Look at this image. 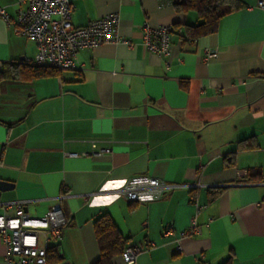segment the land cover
I'll return each instance as SVG.
<instances>
[{
  "label": "crops",
  "instance_id": "0c3cea01",
  "mask_svg": "<svg viewBox=\"0 0 264 264\" xmlns=\"http://www.w3.org/2000/svg\"><path fill=\"white\" fill-rule=\"evenodd\" d=\"M71 1L73 25L114 12L130 44L82 48L72 69L0 81V202L22 201L35 217L65 195L67 224L47 264L95 263L93 220L102 213L142 247L135 264H264V9L240 0L244 7L192 40L179 34L198 16L173 0ZM0 6L12 18L19 9L16 0ZM144 22L171 26L168 55L143 45ZM206 49L217 56L204 61ZM35 51L0 17V68L28 64ZM240 140L255 146L241 149ZM91 141L109 152L66 155ZM250 168L260 178L247 182L239 172ZM137 175L173 187L151 202L127 201L118 189ZM193 217L198 232L185 234ZM3 254L0 243V264Z\"/></svg>",
  "mask_w": 264,
  "mask_h": 264
},
{
  "label": "built area",
  "instance_id": "2783aa9c",
  "mask_svg": "<svg viewBox=\"0 0 264 264\" xmlns=\"http://www.w3.org/2000/svg\"><path fill=\"white\" fill-rule=\"evenodd\" d=\"M16 4L19 9L14 18L1 6L0 17L12 27L14 33L35 43V54L26 59L28 64L57 70L72 69L77 52L82 48L96 47L106 42L130 44L117 34V13H107L86 25L75 26L71 20V0H16ZM256 6L264 9V0H257ZM141 30L142 43L149 51L163 56L169 54L170 25L150 26L144 22ZM216 56L215 49H206L202 59L207 61ZM109 150V147H98L96 141H91L89 151L66 155L98 156ZM239 174L244 176L246 171ZM172 187L158 177L137 175L126 179L118 193L127 201L139 204L160 198L165 190ZM190 187L196 190L198 183ZM64 198V194L58 195L45 214L35 217L27 213L22 201L0 202V243L4 247V264H47L48 251L60 240L67 224L62 207ZM195 208L198 211L199 206ZM8 210H12V214H8ZM195 232H198V226L193 217L185 234ZM170 233L171 226L162 230L163 235ZM141 250L140 245L127 243L121 253L123 263L135 264Z\"/></svg>",
  "mask_w": 264,
  "mask_h": 264
},
{
  "label": "trees",
  "instance_id": "16d2710c",
  "mask_svg": "<svg viewBox=\"0 0 264 264\" xmlns=\"http://www.w3.org/2000/svg\"><path fill=\"white\" fill-rule=\"evenodd\" d=\"M173 5L180 12L188 10L196 12L199 19L197 24L194 26L187 25L183 34H179L181 39L187 36V38L192 40L214 32L221 17L244 7L240 0H173ZM50 71L53 70L43 66L26 64L22 61L9 62L4 63L0 68V81L31 79L45 75ZM254 146V141L248 144L247 141L240 140L237 144V147L241 149ZM233 154L234 152H231L224 157L225 165L232 163ZM245 176L247 177V182L260 178L256 168L246 170ZM93 230L99 251L98 259L93 264H117V258L122 261L121 253L128 243V239L123 238L119 234L111 218L106 213L100 214L93 220ZM50 251L53 252V256L57 259V250L51 247L48 253Z\"/></svg>",
  "mask_w": 264,
  "mask_h": 264
}]
</instances>
